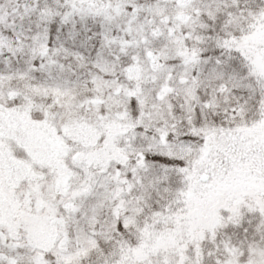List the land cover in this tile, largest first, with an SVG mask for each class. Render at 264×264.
Segmentation results:
<instances>
[{
    "label": "snow or ice",
    "instance_id": "obj_1",
    "mask_svg": "<svg viewBox=\"0 0 264 264\" xmlns=\"http://www.w3.org/2000/svg\"><path fill=\"white\" fill-rule=\"evenodd\" d=\"M0 264H264V0H0Z\"/></svg>",
    "mask_w": 264,
    "mask_h": 264
}]
</instances>
